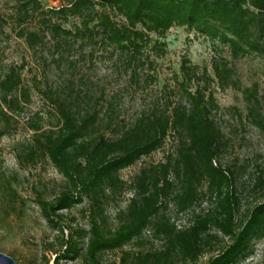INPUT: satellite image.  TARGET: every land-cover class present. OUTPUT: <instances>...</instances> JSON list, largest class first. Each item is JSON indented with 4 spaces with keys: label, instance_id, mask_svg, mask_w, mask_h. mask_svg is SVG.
I'll return each instance as SVG.
<instances>
[{
    "label": "trees",
    "instance_id": "trees-1",
    "mask_svg": "<svg viewBox=\"0 0 264 264\" xmlns=\"http://www.w3.org/2000/svg\"><path fill=\"white\" fill-rule=\"evenodd\" d=\"M41 1L18 0L13 14L16 36L30 50L44 47L49 40L56 49H70L74 43L79 49L113 47L127 56L135 82L136 68L144 66L145 50L157 57L165 55L166 44L159 39L172 27H186L218 40L228 47L232 59L249 52L264 53V0H71L46 10ZM117 16L122 21L115 20ZM69 18L80 22L65 28ZM33 20L35 30L23 26ZM60 57L57 63L66 59ZM211 69L213 76L206 66L193 65L184 56L179 67L182 79L176 80L184 102L175 100V90L166 86L164 98H156L150 111L130 125L119 124L113 102L100 116L97 102L89 105L79 93L71 90L61 95L39 88L54 107L57 125L44 129L41 118L29 122L32 139L16 154L18 164L31 167L39 157L47 158L66 179L67 190L51 202L38 201L42 215L53 226L61 217L59 211L81 204L84 198L90 202L89 228L67 225L69 233L59 241L53 264L79 257L84 264H101L102 252L119 249L149 229L162 247L135 255L124 252L119 264H198L205 254L215 252L204 264H239L253 255L255 243L264 238V201L237 220L240 200L233 190V171L217 162L226 141L213 118L218 105L211 86L215 82L219 89H241L250 103L247 116L264 129L258 88L255 84L241 88L226 60H214ZM21 71V66H12L0 73V120L5 123L0 137L30 102ZM154 81V76L144 79L147 85ZM171 135L177 140L174 150L132 178L134 195L121 212V223L113 230L107 228V193L125 189L118 172L162 148ZM15 179L12 176L0 186L15 194L11 188ZM203 200L210 207L183 226L167 215L169 206L179 215Z\"/></svg>",
    "mask_w": 264,
    "mask_h": 264
},
{
    "label": "rangeland",
    "instance_id": "rangeland-1",
    "mask_svg": "<svg viewBox=\"0 0 264 264\" xmlns=\"http://www.w3.org/2000/svg\"><path fill=\"white\" fill-rule=\"evenodd\" d=\"M17 2L0 0V73L12 66H21L23 83L28 87L30 97V102L24 105L20 114L14 115L16 123L12 122L5 135L0 137V183L11 180L12 176L16 178L11 184L15 194L0 186V252L16 264H53L55 252H59V241L69 233L66 226L89 228L90 202L87 198L69 210L59 211L61 217L54 226L42 215L38 201L51 202L68 189L66 179L47 158L39 157L31 167L18 164L16 154L25 149L32 139L29 122L41 118L44 129L57 125L54 107L39 88H50L61 95L71 90L79 93L80 99L88 101L89 105L97 102L100 116L104 115L108 103L113 102L119 113V124L130 125L143 112L150 111L156 98H164L168 91L166 86L175 90V100L184 102L176 85V80L180 82L182 79L179 67L184 56L193 65L206 66L211 76V63L223 59L233 69V78L241 88L257 85L264 120V53L249 52L232 59L228 47L218 40L186 27H172L159 39L166 44L165 55L157 57L145 50L142 56L144 66L136 68L138 78L135 82L131 77L132 71L127 67V56L113 47L97 45L79 49L78 43H71L73 46L70 49H56L54 42L49 40L44 47L30 50L16 36L18 25L13 21V14ZM70 2L42 0L41 7L46 10ZM115 20L122 21L119 16ZM79 22L77 18H69L64 27L72 29ZM23 26L31 30L37 28L34 20ZM152 39L157 37L152 36ZM62 55L66 59L57 63ZM150 62L153 63L151 67L148 66ZM147 76H154L155 81L147 85L144 82ZM211 88L218 105L213 118L226 141L217 162L233 171V190L240 200L237 220L241 221L253 207L264 201V129L258 128L247 116L250 103L245 100L241 89L232 86L219 89L215 82ZM4 127L5 123L0 120V130ZM176 144L175 136L171 135L162 148L118 172L125 189L121 193H107L109 199L104 205L107 228L113 230L120 225L121 212L134 195L130 188L132 178L140 169L163 161ZM209 207L210 203L203 200L186 213L177 215L173 206H169L167 215L171 221L183 226L194 214ZM224 242L227 243V239ZM161 247L162 242L155 239L149 229L119 249L102 252L99 259L101 264H119L124 252L135 255ZM215 253L205 254L198 264H204ZM47 260L49 263H46ZM59 264H84V261L79 257L62 260ZM239 264H264V238L255 243L253 255Z\"/></svg>",
    "mask_w": 264,
    "mask_h": 264
},
{
    "label": "water",
    "instance_id": "water-1",
    "mask_svg": "<svg viewBox=\"0 0 264 264\" xmlns=\"http://www.w3.org/2000/svg\"><path fill=\"white\" fill-rule=\"evenodd\" d=\"M0 264H16L15 261L0 252Z\"/></svg>",
    "mask_w": 264,
    "mask_h": 264
}]
</instances>
